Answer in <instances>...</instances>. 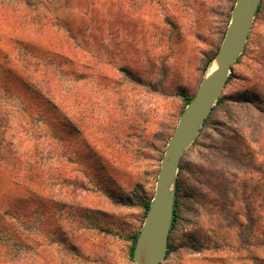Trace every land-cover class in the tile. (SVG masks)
<instances>
[{"label": "rangeland", "instance_id": "rangeland-1", "mask_svg": "<svg viewBox=\"0 0 264 264\" xmlns=\"http://www.w3.org/2000/svg\"><path fill=\"white\" fill-rule=\"evenodd\" d=\"M233 4L0 0V225L15 234L0 229V264H135L160 159ZM262 132L258 0L181 155L160 264H253L246 250L264 241Z\"/></svg>", "mask_w": 264, "mask_h": 264}, {"label": "water", "instance_id": "water-1", "mask_svg": "<svg viewBox=\"0 0 264 264\" xmlns=\"http://www.w3.org/2000/svg\"><path fill=\"white\" fill-rule=\"evenodd\" d=\"M257 1L234 0L225 32L212 59L214 68L201 78L178 116L160 159L154 192L133 247L135 264H142L137 257L142 242L147 248L146 264H160L164 257L172 217L173 184L181 155L194 140L226 82L232 63L245 45Z\"/></svg>", "mask_w": 264, "mask_h": 264}, {"label": "trees", "instance_id": "trees-1", "mask_svg": "<svg viewBox=\"0 0 264 264\" xmlns=\"http://www.w3.org/2000/svg\"><path fill=\"white\" fill-rule=\"evenodd\" d=\"M228 77V76H227ZM45 82H46V84H48V86H49V84L51 85V83H49V79L48 78H46V80H45ZM37 92V91H36ZM37 93H39V92H37ZM40 94V93H39ZM41 96V95H40ZM43 99H44V97L43 96H41ZM44 100H46L47 102H49V100H47V98L46 99H44ZM189 100V98H186L185 99V103H187V101ZM49 103H51V102H49ZM6 116L7 114H6V112H2L1 113V109H0V117L1 116ZM262 133H264V132H262ZM0 134H1V132H0ZM242 187H243V185H242ZM234 191V190H233ZM234 193H236V191H234ZM174 204H175V197H174V200H173V214H172V222H173V217H174ZM144 208H145V210H147V208H148V203H146L145 205H144ZM262 209H263V212H264V203H263V205H262ZM263 218H264V215H263ZM3 221V220H2ZM172 222H171V224H170V228L172 227ZM264 222V221H263ZM8 225V224H7ZM1 228H3V227H1V225H0V229ZM2 233H3V235H8V236H11V237H15V234H13V232H12V234H11V232L9 231V232H7L6 230H4V228H3V230H2ZM263 235H264V232H263ZM63 240L65 241V238H63ZM256 247H258L257 249L258 250H249V249H247L246 250V257H248V260L251 262V263H253V264H264V241L261 243V244H259V245H256ZM169 249H170V247L167 245V243H166V248H165V256L168 254V252H169ZM132 254V247H131V250H130V255Z\"/></svg>", "mask_w": 264, "mask_h": 264}, {"label": "bare ground", "instance_id": "bare-ground-1", "mask_svg": "<svg viewBox=\"0 0 264 264\" xmlns=\"http://www.w3.org/2000/svg\"><path fill=\"white\" fill-rule=\"evenodd\" d=\"M214 68V61L212 60L211 63L207 66L205 75H208ZM137 257L141 260L142 264H146L147 259V248L144 245V242L141 243L139 250L137 252Z\"/></svg>", "mask_w": 264, "mask_h": 264}]
</instances>
